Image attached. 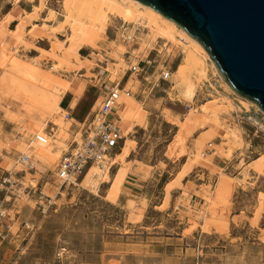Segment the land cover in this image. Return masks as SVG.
<instances>
[{
	"label": "rangeland",
	"instance_id": "rangeland-1",
	"mask_svg": "<svg viewBox=\"0 0 264 264\" xmlns=\"http://www.w3.org/2000/svg\"><path fill=\"white\" fill-rule=\"evenodd\" d=\"M19 1L0 0V30L3 26L15 28L11 24L14 14L8 7ZM29 1L32 17L39 19L41 26L34 25L26 34L24 19L28 13L19 16L24 24L23 40L14 36L17 44L6 50L9 58L16 54L66 81L79 79V95L88 89L92 94L90 117L113 83L120 81L123 87L130 88V103L121 100L123 106L117 110L125 145L117 153L121 158L114 162L110 177L115 179L121 169H126L125 178L131 171H138L155 193L152 207L146 211L145 202L136 206L130 195L128 201L119 197L110 200L111 183L106 180L99 181L96 188L85 187L84 177L78 185L62 184L56 173L75 129L74 121H66L63 116L67 111L58 108L40 133L47 134L48 140L39 142L38 152L49 155L51 160L33 155L36 168L27 171L24 181L25 186L46 187L48 195L59 193L57 207L44 216L36 207L35 195L12 198L7 203V213L13 222L10 232L0 239V264H54L60 246L68 249L66 264H264L262 110L245 108L226 89L221 72L211 66L195 99L180 98L172 79L183 61L182 49L158 37L145 24L136 25L139 31L135 46L127 44L130 42L125 40L123 29L126 21L118 15L111 17L104 34L89 38L70 28L56 34L57 17L53 21L48 17L53 12L64 14V0ZM133 24L126 22L127 27ZM9 28L5 33L0 31L1 43ZM118 43L125 45L124 54L115 49ZM68 52L81 54L82 61L62 63V68L58 57ZM144 60L153 61L145 78L132 73L128 64L139 63L143 68ZM57 64L60 67L53 71ZM80 64L83 66L79 69ZM162 71L171 72L169 81L160 80ZM36 85L39 91L41 86ZM30 105L23 90L0 84V176L4 170L22 169L15 165L23 153L17 146L35 125L28 118ZM141 115L144 117L139 118ZM198 116L202 124L186 143L178 144L182 128ZM200 132L205 137L202 147L200 139L196 140ZM212 150L216 151L214 156L208 154ZM198 152H203L202 158L208 161L199 159ZM4 196L0 192V200Z\"/></svg>",
	"mask_w": 264,
	"mask_h": 264
},
{
	"label": "bare ground",
	"instance_id": "bare-ground-1",
	"mask_svg": "<svg viewBox=\"0 0 264 264\" xmlns=\"http://www.w3.org/2000/svg\"><path fill=\"white\" fill-rule=\"evenodd\" d=\"M63 8L64 14H58L57 12L53 14L54 12H51V16L48 17L52 21L57 17L56 23L57 21L58 23L56 26L54 25V31L56 34L59 32L61 33V31L66 28H70L74 32H77L89 38L94 36L96 33L104 34L111 17L118 15L126 22L134 23L137 25L145 24L146 28H149V30L157 34L158 37H161L165 41L181 47L182 53L184 55L183 61L176 68L174 78L172 79V84H174L173 89L178 90V92L180 93V98L182 97L188 101H193L195 99L200 83L208 77V67L211 66L212 69L214 68V70L219 72L216 63L211 59L209 53L199 41L193 38L184 28L179 26L176 22L165 17L152 7L143 5L137 0H64ZM59 16L62 17V19H60ZM23 25L20 24L16 28V30L10 32L7 31V33H10L13 36L17 37L18 40H23ZM3 27H1L2 29L0 31L2 33H5L4 31L9 27L7 26L8 28L6 27L5 29ZM144 41L145 39L141 40L143 44ZM127 44L129 46H135L137 43H135V41H131ZM124 46L118 43L117 45H115V49L117 48L118 53L124 54L127 51ZM97 49L98 48L96 47V50ZM132 49L134 50V48ZM15 55H11L12 57L10 56V58H7L8 63H2L1 66H3V74L2 79L0 80V84L4 85L5 87L11 86L13 88H16L17 90H23L27 100L31 103V108L29 107L30 110H28L29 112L27 111L28 118L32 121V123L35 124L34 127L30 129V132L28 134L29 136H23L22 138L24 142L26 139H29V143H24L21 141V144L19 143L20 145H18L17 147L21 148L23 152H30L31 155L35 156V158L42 157L51 160L49 155H41V153L38 152L40 143L38 140H36L35 136L33 138H31V136L40 134L45 129L48 122L50 121V116L56 109L59 108L62 110V108L60 107L61 100L65 93L70 89L71 82L59 78L54 72L43 71L38 65L25 62L20 57ZM52 56L55 58L57 57L54 56V54ZM81 57L82 55L79 53L68 52L64 53L62 57H58V59L61 63L60 66L62 67V63L70 64L72 60H76L78 63L81 62ZM115 57L117 56L115 55ZM60 66L59 64L55 65L53 71H56ZM82 66L83 64H80L78 68L80 69L82 68ZM221 79H223L226 89H229L233 94H235V96L240 99L241 104L244 105L245 108L248 109L251 107H255L258 111H261V108L258 104L236 93V91L233 90L231 85L223 76ZM37 83L41 86L39 88V91L34 87ZM81 90V88H78L74 91L76 92V95H79ZM121 100L130 103L129 98L126 96H123ZM229 103L233 104L232 100H229ZM142 112L139 111L140 114ZM126 116L129 117L128 111H126ZM142 117H144V115L139 116V118ZM21 118H23V116ZM62 120L64 121L63 118ZM202 122V117L198 116L193 122L185 124L177 137V143H186L189 135L193 133L195 129L202 124ZM21 127L23 128V126ZM60 133L64 134L62 132ZM208 138H210V136ZM199 139L200 147L204 146L203 144L205 143V137H203V135H200ZM7 144L11 145L10 142H7ZM24 144L25 146L27 144L26 148L24 147ZM196 156L202 161H208L207 159L202 158V156H205L203 152H198ZM120 158L121 155H119L118 158L114 160V162L120 160ZM125 170L126 169H121L120 172L118 171V175L115 177V179H112L109 173L103 174L99 167L94 165L83 179L82 184L86 185L85 187L96 188L99 181L106 180L110 182L111 188L108 194V198L112 201H115L120 195L121 186L126 175ZM131 206L132 205H130V207Z\"/></svg>",
	"mask_w": 264,
	"mask_h": 264
},
{
	"label": "water",
	"instance_id": "water-1",
	"mask_svg": "<svg viewBox=\"0 0 264 264\" xmlns=\"http://www.w3.org/2000/svg\"><path fill=\"white\" fill-rule=\"evenodd\" d=\"M199 41L234 91L264 113V0H137Z\"/></svg>",
	"mask_w": 264,
	"mask_h": 264
},
{
	"label": "built area",
	"instance_id": "built-area-1",
	"mask_svg": "<svg viewBox=\"0 0 264 264\" xmlns=\"http://www.w3.org/2000/svg\"><path fill=\"white\" fill-rule=\"evenodd\" d=\"M137 24L126 26L123 24L124 37L128 42L135 41L136 33L139 28ZM152 60H146V66H150ZM130 71L136 75L144 72L141 65L128 63ZM170 71H162L159 75L160 80L169 81ZM132 97L133 92L130 88L121 86V82L113 83L112 87L104 93L95 113L88 116L80 123L77 134L69 143V148L61 158L56 177L62 184L78 185L79 179L87 175L89 170L95 165L99 167L103 174H111L115 165L114 159L125 145L124 130L121 125V117L117 109L123 106L120 102L122 97ZM66 121H72V114L66 112ZM81 134V137H78ZM47 134H36L35 138L41 143H47ZM16 166L22 167L20 171L16 169L4 170L0 176V192L5 196L0 200V239L5 238V233L10 232L13 220L7 213V203L11 199L21 195H35L36 207L41 215H48L57 207V195L51 196L46 193V187L25 186L27 171L35 170L34 156L30 152L21 153L16 160ZM27 229L30 228L25 223ZM68 249L60 246L55 252L54 264H66Z\"/></svg>",
	"mask_w": 264,
	"mask_h": 264
},
{
	"label": "crops",
	"instance_id": "crops-1",
	"mask_svg": "<svg viewBox=\"0 0 264 264\" xmlns=\"http://www.w3.org/2000/svg\"><path fill=\"white\" fill-rule=\"evenodd\" d=\"M8 10L11 14H14V19L11 22V24H14L15 28H9V32L16 30V28L21 24L19 16L24 15L25 12L28 13L27 18L24 19V22L26 24V34L30 32L31 27L34 25L41 26V22L39 19H35L32 17V2L29 0H20L18 5H11L8 7ZM16 13V14H15ZM44 14H46V11L42 12V18H44ZM31 22V23H30ZM6 39V40H5ZM16 39L15 37L8 33L5 38L3 39L2 43L0 42V71H1V64L7 62L8 53L7 49L11 48L14 49L16 47ZM21 51L24 50L23 46L20 47ZM32 53L34 51H31ZM145 66L143 67L144 72L140 75H143L144 78L146 75H149V67L146 66V60L143 61ZM146 70V71H145ZM139 76V75H138ZM79 79H74L71 81V87L70 89L65 93L61 100L60 107L62 110L70 112L72 114V121H74V133L77 134L79 130L80 123H82L88 116H89V109L90 104L92 101H90L91 93H89V89L84 91V93L81 96H77L76 90L78 87L82 85V83H78ZM95 83V82H94ZM121 86H124L121 84ZM89 88V87H88ZM120 107L119 109H121ZM118 110V109H117ZM76 131V132H75ZM202 132H200L196 138V140L200 137ZM218 139V138H216ZM216 153V151H210L208 154L214 156L213 154ZM241 155L238 156V160L241 159ZM218 158L215 155V159ZM227 163V162H226ZM148 186L146 185L145 181L142 179L140 173L138 171H131L127 174L125 180L122 183L121 191L119 198H125L127 201L129 200L127 195H130L131 197L135 198L136 206H143V202H145L146 205V211L152 207V194L155 193L154 191H148ZM158 207V206H155Z\"/></svg>",
	"mask_w": 264,
	"mask_h": 264
}]
</instances>
